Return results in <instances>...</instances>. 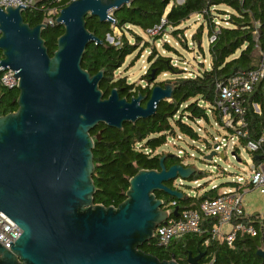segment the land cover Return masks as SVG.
Listing matches in <instances>:
<instances>
[{
  "label": "water",
  "instance_id": "obj_1",
  "mask_svg": "<svg viewBox=\"0 0 264 264\" xmlns=\"http://www.w3.org/2000/svg\"><path fill=\"white\" fill-rule=\"evenodd\" d=\"M132 1L72 0L55 19L64 32L52 56L42 38L46 23L30 27L22 17L26 7H0V73L11 70L18 83L17 110L0 116V212L21 230L8 249L0 245V264H178L140 247L171 215L178 216L177 210H163L154 193L182 201L184 194L166 183L188 180L196 167L166 169L163 153L159 170H140L129 179L117 207L93 201L90 131L100 124L120 130L150 118L173 91L170 82L154 86L145 106L146 96L127 101L115 89L104 99L103 71L91 76L81 67L88 44H102L85 18L114 24L111 11ZM259 61L264 66V54ZM256 254L264 259L263 249ZM200 258L189 254L187 264Z\"/></svg>",
  "mask_w": 264,
  "mask_h": 264
},
{
  "label": "trees",
  "instance_id": "obj_2",
  "mask_svg": "<svg viewBox=\"0 0 264 264\" xmlns=\"http://www.w3.org/2000/svg\"><path fill=\"white\" fill-rule=\"evenodd\" d=\"M71 1L33 0V4L22 14L23 20L30 27H34L47 19L48 11L54 9L59 12ZM220 6L230 11L218 9ZM57 15L52 16L54 25L42 31L49 56L53 55L57 48V39L64 32L63 27L55 23ZM192 15L198 16L204 24L199 25L191 36V41L201 48L203 30L206 28L210 66L205 69L201 65L203 70L198 74L183 77L185 72L179 74L180 70L174 66L170 56L161 55L148 40L143 39L132 28H138L145 34L147 30L160 26V35L151 37L154 42L162 39L161 34L170 32L182 47L188 49L181 25ZM111 17L115 21L114 24L101 23L96 17L85 18L87 30L102 44L89 43L81 62V67L91 76L103 71L99 89L104 99L115 89L120 98L127 101L138 94L146 96V100L141 103L144 106L153 87L163 86L167 82H156L160 75L170 73L174 79L168 81L173 85L171 99L161 102L154 116L139 119L134 124L124 123L120 130L100 124L90 131L93 139V201L104 207H117L125 199L129 179L138 171L160 169L159 158L163 154L155 152L166 145L169 138L174 139L181 135L192 142H204L205 148L210 150L207 139L198 132L199 127L195 129L192 125L195 126L201 121L210 127L213 123L222 127L219 113L214 108L218 98L217 84L236 74L256 69L260 61L255 57V53L264 54V0H133L129 5L111 11ZM216 19L225 25L217 24ZM162 20L164 24L161 23ZM114 28L121 32L118 41L113 36ZM126 33L128 35H125ZM108 38H111L112 42H109ZM147 48L150 49L147 57L148 67L141 76L144 85L129 83L124 75L116 76L128 56L135 54L134 60H138L141 52ZM162 49L166 53L180 56V53L166 42L162 44ZM237 52L238 56L234 57ZM151 74L154 79H151ZM1 76L2 73L0 79ZM17 97L16 87L6 88L0 81V116L17 110ZM252 103L259 105L260 114L253 111ZM246 109L247 136L239 137L243 146L250 141H258L264 135V77L248 95ZM206 134L210 136L207 132ZM184 158L186 155L166 154L164 166L166 169L173 165L189 167L183 164ZM205 177L206 173L196 171L188 181L198 182ZM166 185L175 189L173 182ZM231 185L229 181H225L208 188L204 183L195 188L194 196L182 192V201L160 192L154 194L162 201V209L165 211L171 210L170 202H176L172 209L177 212L198 210L204 199L215 198L220 189ZM200 190L203 191L198 194ZM215 223V219H203L201 234L185 235L171 241L167 246H159L153 238L140 249L160 261L174 259L178 264H187L189 254L192 257L201 256L197 264H264V259L256 254L258 249L264 250V230L258 231L255 237H237L232 247H228L225 243L212 240L210 228Z\"/></svg>",
  "mask_w": 264,
  "mask_h": 264
},
{
  "label": "built area",
  "instance_id": "obj_3",
  "mask_svg": "<svg viewBox=\"0 0 264 264\" xmlns=\"http://www.w3.org/2000/svg\"><path fill=\"white\" fill-rule=\"evenodd\" d=\"M32 4L33 0H0L1 8L7 6L17 8L21 5L28 9ZM58 13L54 9L48 11L47 19L43 23H46L47 27H52L54 25L52 16ZM161 23L164 24V20ZM159 30L160 26L154 27L147 30L146 34L154 35ZM13 75L11 70L3 72L0 79L1 84L9 89L15 88L18 83L17 79L12 77ZM263 77L264 66L260 63L254 70L236 74L227 81L217 84L218 98L214 108L219 113L222 127L213 123L216 130L221 132V135L213 137L210 143V150L215 152V156L223 155L225 158V150L229 143L234 139L240 143L239 137L247 136L246 100L248 95L253 92L254 86ZM251 106L255 113L260 114L259 105L252 103ZM243 147L252 157V174L249 179L237 178L235 181H229L232 184L230 187L224 188L215 198L204 199L199 204L198 210H182L178 212L176 218L170 217L166 224L159 226L154 231L153 238L156 239L159 246H167L171 241L188 234H201L203 219L216 220V223L210 228L211 238L219 243H225L228 247H232L237 237H255L258 231L264 230V213L249 215L245 213L243 206V196L248 192V189L260 188V192L264 195V135L258 141H250ZM231 149L236 156L238 150L236 152L235 144ZM179 153L182 154L181 151ZM231 156L235 158V156ZM175 204L176 202L169 203L171 210L167 211L168 213H173L176 210L172 209ZM223 226L228 228L225 230L222 228ZM20 235L21 230L15 223L0 212V245L8 249L9 243L14 244Z\"/></svg>",
  "mask_w": 264,
  "mask_h": 264
},
{
  "label": "rangeland",
  "instance_id": "obj_4",
  "mask_svg": "<svg viewBox=\"0 0 264 264\" xmlns=\"http://www.w3.org/2000/svg\"><path fill=\"white\" fill-rule=\"evenodd\" d=\"M218 9L230 11L228 8L224 6H220ZM222 17V16H221ZM217 24H223L221 21H217ZM200 24H204L201 19L192 15L190 19L181 25L184 29V37L187 39L188 49L181 46V44L174 39L170 32L161 34L163 35L159 41H153L151 37L158 36L160 33H155L154 35L144 34L138 28H132L136 33L140 34L143 39L148 40L149 44L155 47L156 50L161 55L170 56L172 58V62L174 66H176L180 72L183 73V77H191L195 74H198L203 68L208 69L210 66V58L208 55V38L206 36V28L203 30V37L201 41V48H198L197 44L191 41V36L196 32L197 28ZM125 35H128L127 33ZM113 36L117 38V41L121 37V32L118 29H113ZM109 42H112L111 38H108ZM166 42L170 46L174 47L179 53L180 56H176L172 53H166L162 49V44ZM150 49L147 48L143 52L138 60H134L135 54L128 56L125 59L123 66L116 72V76H126L127 81L129 83H134L135 85H144L141 82V76L145 73L148 63L147 57L149 55ZM239 52H237L234 57L238 56ZM261 54L258 52L255 53V57L259 59ZM174 79V76L170 73L162 74L157 79L156 82L160 81H170ZM199 125V126H197ZM198 132L204 136L208 143L212 142V138L221 135V132L216 130L214 126L210 127L203 122H199L195 126L192 125ZM203 127H205V131H203ZM206 132L210 135L208 136ZM235 144V148L238 150L236 154V158L240 159V163L236 161L234 157L231 156L232 147ZM211 146V145H210ZM213 147V145H212ZM182 152L180 154L179 152ZM213 151L207 150L205 148L204 142H194L192 143L187 138L178 135L176 138H169L167 140L166 145L159 148L155 153L156 154H172V155H186V158L183 159V164L188 166L196 167L197 171H202L207 174V177L199 180L198 182H189L188 180H184L181 178H176L173 180V186L175 189L180 190L184 194L188 196H194L196 193V189L199 185L206 183L208 188H212L217 186L220 183L225 181H235L237 178H242L243 180L249 179L252 174V157L250 153L243 147L240 143L234 139L229 143L228 148L225 150V158L223 160L220 159L218 155L214 156L211 160H207L206 157L210 155ZM186 153V154H185ZM223 188L219 190L220 193ZM203 190L198 191V194H201ZM243 206L245 213L249 215L258 214L261 215L264 213V195L260 192V188L248 189V192L243 196ZM223 229H227L228 227L223 226Z\"/></svg>",
  "mask_w": 264,
  "mask_h": 264
},
{
  "label": "flooded vegetation",
  "instance_id": "obj_5",
  "mask_svg": "<svg viewBox=\"0 0 264 264\" xmlns=\"http://www.w3.org/2000/svg\"><path fill=\"white\" fill-rule=\"evenodd\" d=\"M145 106V105H144Z\"/></svg>",
  "mask_w": 264,
  "mask_h": 264
}]
</instances>
